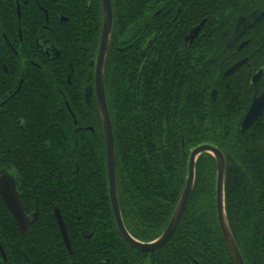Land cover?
I'll list each match as a JSON object with an SVG mask.
<instances>
[{"label": "flooded vegetation", "instance_id": "obj_1", "mask_svg": "<svg viewBox=\"0 0 264 264\" xmlns=\"http://www.w3.org/2000/svg\"><path fill=\"white\" fill-rule=\"evenodd\" d=\"M110 1L111 40L100 65L110 115L107 78L110 65L120 62L121 76L135 78L137 88L142 76L157 78L162 73L172 79L174 70L200 74L203 88L210 86L208 99L221 110V119L241 129L254 98L264 93V0ZM252 14L259 16L253 24L240 22ZM104 19V0H0V176L5 173L15 181L31 226L40 218V193L59 185L65 186L59 189L63 194L72 190L82 171L76 157L89 167L90 172L85 170L90 185L92 175H101L104 165L117 228L116 233L69 231L70 223L83 221L77 206L102 208L94 199L77 200L69 193L59 203L48 201L52 206L48 219L58 231L32 233L29 227L22 232L0 194L1 204L19 229L0 233L4 264H153L154 252L163 246L153 250L133 246L114 216L96 88ZM185 94L176 96V109L183 106ZM208 108L199 104L198 110ZM195 122L199 123L196 118ZM232 168L227 164V170ZM117 188L128 229L118 178ZM56 207L66 224L71 249L60 230ZM44 237L52 240L48 249L43 248ZM51 243L62 246L51 249Z\"/></svg>", "mask_w": 264, "mask_h": 264}, {"label": "trees", "instance_id": "obj_2", "mask_svg": "<svg viewBox=\"0 0 264 264\" xmlns=\"http://www.w3.org/2000/svg\"><path fill=\"white\" fill-rule=\"evenodd\" d=\"M121 67L120 62L110 65L107 83L119 194L130 232L144 241L161 234L184 189L191 149L211 143L224 152L227 164L233 165L227 170L225 192L235 240L246 264H264V113L249 130L241 131L231 119L226 120L230 125L221 119V110L208 99L210 86L203 88L205 80L200 74L172 70V79L162 73L157 78L142 76L137 88L135 78L121 76ZM182 92L185 101L176 109V96ZM199 104L209 108L198 110ZM81 161L76 157L82 171H78L71 191L63 194L59 189L63 191L65 186L59 185L40 193L41 214L30 226L32 233L58 231L48 219L52 217L48 201L59 203L64 200L61 196L67 199L69 193L77 200L94 199L102 206H77L83 221L70 223L69 231L117 232L104 165L101 175H92L90 185L89 167ZM216 183V159L204 153L197 160L195 186L181 222L170 240L154 252L153 264H194L193 258L203 264H236L218 222ZM103 201L106 206L100 204ZM7 231L19 229L0 201V233ZM48 241L52 240L44 237V249H48ZM50 246L58 249L62 245Z\"/></svg>", "mask_w": 264, "mask_h": 264}, {"label": "water", "instance_id": "obj_3", "mask_svg": "<svg viewBox=\"0 0 264 264\" xmlns=\"http://www.w3.org/2000/svg\"><path fill=\"white\" fill-rule=\"evenodd\" d=\"M104 3H105V19H104L103 36H102L101 48H100L101 52L98 62L96 88H97L98 105L100 107V111L103 119L104 132L107 143V169H108L110 198H111L114 216L120 232L123 234V236L128 242H130L133 246L141 250H153L164 245L174 234L181 218L184 215V212L192 195L196 180L197 160L202 154L209 153L216 159V163H217L216 209H217V217H218L220 229L224 237V240L228 246V249L230 250L236 264H246L244 257L240 251V248L233 235L226 211V192H225L226 173H227L226 157L224 152L220 148H218L216 145L211 143H202L191 149L188 159V173H187L185 187L174 209L171 219L165 230L161 233V235L153 241L144 242L134 238L126 228L120 208L119 197H118L117 178H116L115 140H114L112 119H111L107 98H106V92H105L104 70H103L104 67L100 66L101 60L103 59V57L105 58L108 51V47L111 40L112 24H113L111 1L104 0ZM253 15L254 14L247 16L246 19H242L240 22H243L245 26H248L249 24H253L259 17L258 15L256 16ZM104 60L105 59H103V61ZM237 66L238 65L234 67L236 68ZM259 75L260 74L255 76L254 78L255 82L258 80ZM87 93H89V90L87 91ZM263 112H264V93H262L259 97L254 98V101L242 122L241 131H245L249 129L258 120V118L261 116ZM183 145H185L184 140H183ZM10 177L11 176L5 173H3L0 176V194L3 201L6 203L7 207L11 210L20 231L28 232L30 227V218L27 216L23 203L20 199V195L17 192L16 183L14 180H12L13 178ZM55 214L58 218L60 230L64 234V239L66 241V244L68 248L71 249L72 246L68 236L66 224L62 218L60 209L58 207H56Z\"/></svg>", "mask_w": 264, "mask_h": 264}]
</instances>
